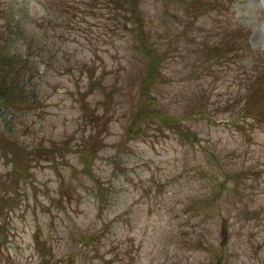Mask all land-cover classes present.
Masks as SVG:
<instances>
[{
    "label": "rangeland",
    "instance_id": "1",
    "mask_svg": "<svg viewBox=\"0 0 264 264\" xmlns=\"http://www.w3.org/2000/svg\"><path fill=\"white\" fill-rule=\"evenodd\" d=\"M18 17L48 49L0 115V264H264V0H0Z\"/></svg>",
    "mask_w": 264,
    "mask_h": 264
},
{
    "label": "trees",
    "instance_id": "2",
    "mask_svg": "<svg viewBox=\"0 0 264 264\" xmlns=\"http://www.w3.org/2000/svg\"><path fill=\"white\" fill-rule=\"evenodd\" d=\"M19 21L20 17L13 24V28L18 31V37L14 40L8 37L4 30H0V115L6 118L7 126L13 125L19 110L30 107L38 99L35 78L40 73V65H38L40 61L30 60L29 55L31 52H36L38 57H44L48 49L45 44H31L32 41ZM21 38L25 40L26 50H13L12 45ZM259 114L264 119V112L260 111ZM4 138L0 132V143H3ZM71 261L73 258H70Z\"/></svg>",
    "mask_w": 264,
    "mask_h": 264
}]
</instances>
